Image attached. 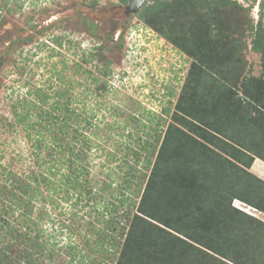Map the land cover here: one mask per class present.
Listing matches in <instances>:
<instances>
[{
    "label": "trees",
    "instance_id": "16d2710c",
    "mask_svg": "<svg viewBox=\"0 0 264 264\" xmlns=\"http://www.w3.org/2000/svg\"><path fill=\"white\" fill-rule=\"evenodd\" d=\"M149 1L145 20L191 0ZM246 29L252 50L264 58V27L247 20ZM103 41L88 52L69 43L78 56L72 80L65 61L60 69L44 62L48 77L36 79L42 62L33 59L43 43L31 36L10 42L0 57V264H264V223L232 206L238 200L264 211V182L246 171L254 157L264 162L263 78L243 79V118L233 112L240 98L224 88L221 101L205 96L203 112L191 119L151 118L146 134L133 137L125 122L100 128L83 111L85 101L79 107L71 95L83 81L97 98L111 89L114 73L103 53L108 42L117 50L124 43ZM9 73L14 78L6 82ZM214 104L222 108L224 132L209 117ZM99 110L97 103L90 107ZM214 133L224 134L235 163L211 149L218 148ZM68 204L74 220L64 221ZM81 211L97 215L77 217ZM46 223L59 226L53 232L64 240L45 237Z\"/></svg>",
    "mask_w": 264,
    "mask_h": 264
},
{
    "label": "rangeland",
    "instance_id": "374dc122",
    "mask_svg": "<svg viewBox=\"0 0 264 264\" xmlns=\"http://www.w3.org/2000/svg\"><path fill=\"white\" fill-rule=\"evenodd\" d=\"M128 3L118 0H7L5 3L0 0V57L10 42L31 36L33 41L43 43L40 45L43 48L33 59L42 62L37 68L36 79L41 83L48 77L47 67L43 68L44 62L65 61L68 68L64 74L72 80V67L78 62V56L77 50L70 48V42L80 44L81 49L88 52V48L102 40L122 41L124 44L120 50L108 42L109 51L103 53L110 59L114 73L106 96L97 98L91 95L90 90H85L84 81L82 86L78 82L71 93L79 107H82L80 101H85L83 111L90 112L89 116L98 121L100 128L104 124L118 122L117 125H123L125 122L133 137L144 136L151 118L175 122L178 120L176 116L181 115L191 119L190 116L203 112L201 103L205 96H210L213 103L221 101L224 88L234 89L236 98H240L241 106L235 107L233 112L243 118V94L240 89L243 79L264 80V58L252 50V37L246 29L247 20H251L254 27L258 24L264 27V8H260L264 0H191L180 7L170 6L168 12H163L166 8L161 7L147 20L141 18L142 11L153 1L145 6L144 3L143 9L133 14L125 13ZM6 8L11 12L7 13ZM237 20H240L239 24L243 22V27L238 30ZM233 31L234 36L231 37ZM219 32L224 37H220ZM234 40L236 47L229 43ZM25 50L33 52L30 46ZM60 67L61 63L57 69ZM13 78L14 75L9 73L6 82ZM208 80H211V89H208ZM77 81H82V78ZM95 103L100 110L90 111ZM176 105H181L182 113L175 110ZM217 107L215 105L211 109L209 117L213 118L211 122L215 128L224 132L225 122L217 116L222 108ZM249 111L251 114L254 112L252 109ZM115 113L117 115L114 116ZM133 118L136 121H132ZM135 130L141 132L134 135ZM97 133L98 136L105 135L102 129ZM214 134L218 148L211 149L235 163V159L226 153L232 154L222 142L224 134ZM113 139L106 145L100 139L99 146L111 147L118 138L114 136ZM246 171L264 182L262 160L254 157ZM261 196L264 198V194ZM70 206H64L66 215L64 219L61 217L64 221H67L66 218L74 220L71 215L74 210L69 209ZM232 206L264 223V211L238 200H234ZM85 214L86 211H81L79 215L75 213L77 217ZM91 215L86 214L85 217L93 219L97 214ZM45 226V237L64 240V235L56 236L53 232V229L59 230V226L51 228V223ZM118 253L119 248L115 258ZM188 257L191 259V254ZM109 258V262L114 261V257ZM54 263L60 262L55 259Z\"/></svg>",
    "mask_w": 264,
    "mask_h": 264
},
{
    "label": "water",
    "instance_id": "95a60500",
    "mask_svg": "<svg viewBox=\"0 0 264 264\" xmlns=\"http://www.w3.org/2000/svg\"><path fill=\"white\" fill-rule=\"evenodd\" d=\"M147 0H131L125 8L126 14L136 13Z\"/></svg>",
    "mask_w": 264,
    "mask_h": 264
}]
</instances>
